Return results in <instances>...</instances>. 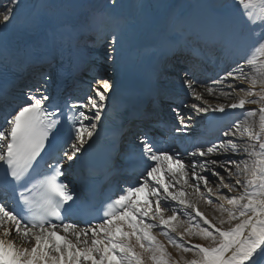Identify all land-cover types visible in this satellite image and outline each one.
<instances>
[{"label":"snow or ice","instance_id":"obj_1","mask_svg":"<svg viewBox=\"0 0 264 264\" xmlns=\"http://www.w3.org/2000/svg\"><path fill=\"white\" fill-rule=\"evenodd\" d=\"M20 3L8 0L0 10V65L18 62L9 45L14 20V31L37 33L65 48L82 35H103L106 59L117 63L130 21L107 13L78 16L74 10L81 5L73 0H35L31 15L19 20L15 10ZM237 5L224 22L232 36L227 44L231 63L213 81L227 86L221 95L232 102L212 105L204 100L203 106L191 107L210 122L236 109L242 110L243 120L222 127L220 140L185 153L162 150L147 134L136 135L126 159L138 164L141 174L104 207L80 200L61 178L99 135L114 82L96 79L90 94L61 104L48 92L50 77L40 73L37 84L26 90L25 102L0 123V264H264V75L250 76L254 61L248 59L252 47L264 54V0H237ZM166 25L182 32L197 28L199 20L173 13ZM184 84L196 101L202 100L193 82L185 79ZM207 91L213 95V88ZM152 102L175 114L176 133H187L180 107L163 93ZM155 115V109H146L139 119L148 122ZM233 192L239 194L229 195ZM213 197L218 215L198 207L200 199L213 205ZM158 236L176 249L177 259ZM193 238L199 242H191ZM189 253L191 258H185Z\"/></svg>","mask_w":264,"mask_h":264},{"label":"bare ground","instance_id":"obj_2","mask_svg":"<svg viewBox=\"0 0 264 264\" xmlns=\"http://www.w3.org/2000/svg\"><path fill=\"white\" fill-rule=\"evenodd\" d=\"M107 1L110 0H104V1L103 0H73V2L81 5L80 8L74 10V13L78 16L90 15L91 12L96 9L97 3L103 5V3ZM115 1H119V0H115ZM201 1L200 0L186 1L188 3L186 4V6L182 8L183 11L182 13H180V11H178V7H179L178 4H180V0H164L165 3L164 7L159 12L157 10L156 0H121V3L123 5L126 6L130 5L131 9L121 7L119 11V13L122 16L121 18H126L125 21H130V23L128 24V27L125 31L123 43L121 45H118L121 51H120V56L117 59H119L120 62H123L126 53L134 48L138 49L139 51L143 49L144 51L141 52V57L144 56V54L147 53L148 48L158 45L157 41L161 39L167 32L168 27L166 25V20L168 16H170L173 13H180L184 15L186 18H196L198 17L197 14L200 12L199 9H197V7H193V6L200 4ZM190 3L192 4V6H189ZM139 4H143L144 8L143 9L138 8L137 5ZM31 12L32 9L28 13H26L25 11H19L16 13L17 19L19 20L26 19L31 15ZM16 22L17 21L14 20L9 25V45L10 48L15 53L16 50H19L20 46L24 42L32 38L34 39L37 38L40 42H43V44L47 42L41 35L37 33H20L14 31L13 28ZM248 56H249L248 59H250L249 54ZM209 87L213 88L212 96H209L208 94L207 89ZM193 88L195 89L196 94L201 95L202 97V100L200 101L201 103H203L204 100H207L212 105H216L218 103L232 102L229 100H225V98L221 95V92L228 91L226 85L213 84L208 81L202 84L193 85ZM236 113L237 112L235 110H232L229 113V116L231 115L233 116ZM182 114L184 115L185 120L188 119L189 115L192 116V114H190V112L188 111H182ZM193 120H195V117ZM214 186L215 185L211 184V187ZM187 191L190 192V194L194 193V190L192 188H187ZM192 198L195 199L196 197L193 195ZM224 203L227 205L226 201ZM204 207L206 208V210L210 215H218V213L213 211L215 204L213 205L204 204ZM166 214H170V213H166ZM158 238L164 241V243L168 248V251L172 253L173 258L177 259L178 254L176 252V249L173 248L171 245H169L167 243V240H165L163 236H158ZM191 242L195 243L199 241L193 238ZM185 258H191V254L190 253L185 254Z\"/></svg>","mask_w":264,"mask_h":264},{"label":"rangeland","instance_id":"obj_3","mask_svg":"<svg viewBox=\"0 0 264 264\" xmlns=\"http://www.w3.org/2000/svg\"><path fill=\"white\" fill-rule=\"evenodd\" d=\"M209 6L212 7L213 9L217 10V11H220V12H225L227 9L238 8L237 0H213L210 2ZM230 16H227L226 19ZM251 49H252L251 53L254 57L253 58L254 63L251 66H249V69H250L249 75L250 76L264 75V58L262 57L263 55L259 51L258 46L252 47ZM243 86L247 87V85H243ZM246 106H253V108L258 107L257 105H246ZM251 119L252 118H249L250 122H251ZM256 119L258 120V117ZM232 195H236V194H232ZM213 201H214L213 204H215L216 200H213Z\"/></svg>","mask_w":264,"mask_h":264}]
</instances>
